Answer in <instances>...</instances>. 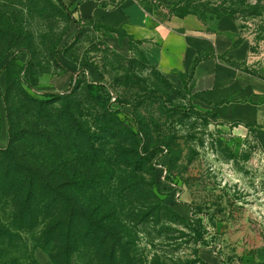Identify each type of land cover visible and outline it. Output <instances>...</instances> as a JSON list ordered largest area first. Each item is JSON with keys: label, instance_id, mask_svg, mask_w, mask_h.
Segmentation results:
<instances>
[{"label": "rangeland", "instance_id": "374dc122", "mask_svg": "<svg viewBox=\"0 0 264 264\" xmlns=\"http://www.w3.org/2000/svg\"><path fill=\"white\" fill-rule=\"evenodd\" d=\"M152 1L264 61V0ZM148 44L78 28L55 0H0V264H204L205 250L231 264L261 248L263 154Z\"/></svg>", "mask_w": 264, "mask_h": 264}, {"label": "crops", "instance_id": "0c3cea01", "mask_svg": "<svg viewBox=\"0 0 264 264\" xmlns=\"http://www.w3.org/2000/svg\"><path fill=\"white\" fill-rule=\"evenodd\" d=\"M61 1L82 23L131 29L147 39L149 52L161 70L188 74L216 122L239 129L247 127L249 138L264 156V61L243 65L236 34L207 33L199 26L195 28L192 16H170L155 7L152 0ZM259 250L231 264H264V234ZM199 256L204 264L223 261L206 250Z\"/></svg>", "mask_w": 264, "mask_h": 264}, {"label": "trees", "instance_id": "16d2710c", "mask_svg": "<svg viewBox=\"0 0 264 264\" xmlns=\"http://www.w3.org/2000/svg\"><path fill=\"white\" fill-rule=\"evenodd\" d=\"M57 1L64 9V11L66 12V16L68 18L69 21L73 22L78 28H80L81 24H82V20L81 19H75L73 17V13L72 12H69L67 10V8L64 6V4L62 3L61 0H55ZM97 26H100V25H97ZM108 28V27H107ZM96 86L93 85V84H88L86 85V90L88 92H93L95 90ZM45 97L49 98V99H55V96L53 94H47ZM102 98L100 96H97V100H101ZM30 192H31V189H29ZM46 192L48 193V195L52 196V197H56L58 195L59 192H56V190L54 188H46ZM69 206L71 207L72 204L70 203ZM74 209V207L72 206L71 209ZM83 208V207H82ZM79 210V209H78ZM86 210H82L80 213L83 215L85 214ZM102 221V220H101ZM66 226H65V237H66V241H68L69 239V232H70V228L73 224V220L71 217L68 218V220H66ZM100 224V223H99ZM85 227H86V231L88 232L90 229H93L95 228V224H93L92 222L90 221H87L85 222ZM0 236L5 240V242H8L10 241V238H11V235H8L5 231L3 230H0ZM67 245V244H66ZM64 245V246H66ZM66 252H67V247L64 248L63 250V254L64 256H66Z\"/></svg>", "mask_w": 264, "mask_h": 264}]
</instances>
